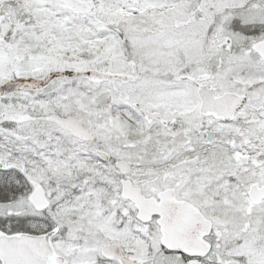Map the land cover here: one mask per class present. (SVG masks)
I'll return each mask as SVG.
<instances>
[{
  "label": "snow or ice",
  "instance_id": "6c2138e0",
  "mask_svg": "<svg viewBox=\"0 0 264 264\" xmlns=\"http://www.w3.org/2000/svg\"><path fill=\"white\" fill-rule=\"evenodd\" d=\"M0 264H264V0H0Z\"/></svg>",
  "mask_w": 264,
  "mask_h": 264
}]
</instances>
